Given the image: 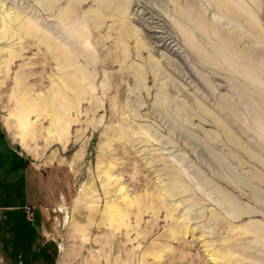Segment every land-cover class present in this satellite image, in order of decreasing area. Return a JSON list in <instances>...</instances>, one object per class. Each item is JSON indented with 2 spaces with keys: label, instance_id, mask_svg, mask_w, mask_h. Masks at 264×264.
<instances>
[{
  "label": "rangeland",
  "instance_id": "obj_1",
  "mask_svg": "<svg viewBox=\"0 0 264 264\" xmlns=\"http://www.w3.org/2000/svg\"><path fill=\"white\" fill-rule=\"evenodd\" d=\"M221 4L0 0L15 34L0 47H23L0 86V134L22 156L28 188L21 179L13 201L23 188L48 264H213L208 252L264 264V0ZM65 72L80 89L67 136L51 111L22 135L10 123L16 82L29 73L41 95ZM108 204L119 222L101 223Z\"/></svg>",
  "mask_w": 264,
  "mask_h": 264
},
{
  "label": "bare ground",
  "instance_id": "obj_2",
  "mask_svg": "<svg viewBox=\"0 0 264 264\" xmlns=\"http://www.w3.org/2000/svg\"><path fill=\"white\" fill-rule=\"evenodd\" d=\"M215 4L222 5L221 0H215ZM6 18H10L9 13L6 14ZM26 33H29V30L26 29ZM14 35L15 34H13L11 32V28H10L7 20L2 19L0 22V40L12 39V37ZM46 41L47 40H44L45 45H47ZM49 49H50V47H49ZM52 51H53L54 58H56V60L58 61V59H59L58 55L59 54L56 51L55 46L52 48ZM2 52H4L3 54H6L7 59H6V63L4 65V67L2 68V70L0 68V72L4 74L2 76L1 81H0V86L2 84H4V82H5L4 80L6 79V77L8 75L9 64L14 59H16L18 57H22L21 55L23 52V47H20V49H16L14 47V45H5L3 47H0V53H2ZM56 65L59 66L58 63ZM69 66H71V65H69ZM20 69L23 70V67H21ZM44 70H45V66H43V71ZM59 70H61L60 67H59ZM45 72H46V70H45ZM65 73H66V74H64L65 77H61V76H57L56 74H53L51 91H49L50 93L46 92L44 94L42 93L41 95L35 94L32 91V90H34L33 88L26 86V80L28 79V77L30 75L29 73L24 74V76H22L16 82V88L13 89V96L15 97L16 101L14 103V109L12 111V115H14L15 120H14V122H10V123L12 125H14L16 128H18L20 130V132H22V135L24 134V131L26 129L33 128V127H40L42 119H44L47 115L52 113V116L55 119L54 124L56 126L58 125V128H59L58 132L61 134V137L67 136V129H68L69 125L71 124V117H72L71 111H72V109L73 110H74V108L76 109L75 110L77 113L75 115L76 119H77V115L79 113V110H78L79 106L77 107V102L75 100H76V96H78V94H80V92H79L80 89L77 86L75 79L71 76V73H69V74H67V72H65ZM40 80H41V78H40ZM39 84H40V82H39ZM3 91H4L3 89H0V93L1 92L3 93ZM31 91L33 92V94L31 93ZM47 106H49V110H47ZM50 111H51V113H50ZM32 114H35V120H32V118H31ZM12 115H10V116H12ZM51 133H53V132H51ZM25 137H26L25 135L22 137L20 146L22 147V149L24 150V152L27 155L34 156V154L32 153L33 151L31 152V150L28 149L26 146ZM60 140L63 141V139H60ZM64 143H65V141L62 144L64 145ZM70 169H73L72 165H70ZM102 173H103V177L101 178V184L103 185L102 187H105V181L106 182L112 181V173L109 170H107V171L103 170ZM117 191L122 192L123 187L120 186L117 189ZM85 192H86V188L84 187V188H82L81 192L79 193L80 197L77 198V203L80 202L81 195H83L82 197H84L86 195L87 192L86 193ZM91 195H93L92 191H91ZM86 197H88V196H86ZM119 197H120V200L124 203L131 202V198H129L128 195H126L124 192H122L121 196H119ZM92 198H93V196H92ZM75 201H76V199H75ZM60 211L61 212L65 211L64 206L60 207ZM116 212L118 213L117 218L114 216V214ZM67 215H68V213H67ZM122 215H123V210L117 204H108L104 208L103 216L101 218V223H103V221H105V220H108V221L112 220V221L117 222L119 220V217H121ZM92 221H93V219L91 220V223H93ZM75 224L76 225H74L73 230H72L73 236H78L81 240H85L87 237V228L81 224H78V223H75ZM180 227H182L183 229H186V231H187V228H186L187 226H184V224H181ZM208 256L211 259V261L213 262V264H231L230 262H226L227 261V259L225 257L226 255L223 254L222 252H213V253L208 252ZM159 258H160V256H159Z\"/></svg>",
  "mask_w": 264,
  "mask_h": 264
},
{
  "label": "crops",
  "instance_id": "obj_3",
  "mask_svg": "<svg viewBox=\"0 0 264 264\" xmlns=\"http://www.w3.org/2000/svg\"><path fill=\"white\" fill-rule=\"evenodd\" d=\"M7 155L12 157L8 159L18 161L17 168L18 170L20 168L22 173L25 172L26 178L22 174L19 178L15 175L18 170L14 171L13 162L8 165ZM17 155L14 148L6 143L0 134V264H48L50 263L48 252L34 248L38 243L42 245L45 240L43 235L41 240L36 234L37 228L33 225V219L31 222L30 217L25 215L29 208V199L24 197L23 188L20 189V194L17 193L18 197L22 196L20 203L13 201L19 181L21 179L26 181L27 188L29 181L26 168L20 159L22 156Z\"/></svg>",
  "mask_w": 264,
  "mask_h": 264
}]
</instances>
